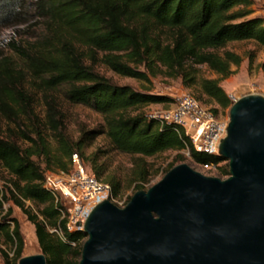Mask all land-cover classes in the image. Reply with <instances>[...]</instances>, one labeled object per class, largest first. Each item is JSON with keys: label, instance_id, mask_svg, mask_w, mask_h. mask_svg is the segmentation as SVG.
Here are the masks:
<instances>
[{"label": "trees", "instance_id": "16d2710c", "mask_svg": "<svg viewBox=\"0 0 264 264\" xmlns=\"http://www.w3.org/2000/svg\"><path fill=\"white\" fill-rule=\"evenodd\" d=\"M254 0H36L34 26L44 33L34 42L12 40L8 46L21 61L0 53V172L10 177L0 185V242L4 264H19L24 238L13 217L12 202L35 226L42 253L48 264H79L87 240L83 230L68 228L63 205L45 188L49 171L71 169L78 153L90 163L101 180L106 173L100 156L85 157L86 148L105 135L113 148L137 157L133 163L135 193L145 190L151 173L146 161L167 151H188L198 166H219L218 177H229V164L221 155L198 152L183 131L149 120L144 113L130 114L149 104L173 99L130 86L113 83L95 67L102 64L115 74L152 84V78L182 79L187 88L198 87L218 108L216 115L234 102L219 79L200 76L207 66L222 80L233 75L242 58L230 51L232 42L254 41L264 47V18L254 17ZM27 0H0V21L22 24L27 20ZM88 61L91 64H88ZM143 68V70L141 69ZM62 89V90H61ZM61 90L66 101L86 106L101 114V131H85L75 142L65 132L64 115L54 92ZM43 95L45 117L36 111L37 94ZM48 132L57 143L51 147ZM42 159L45 168L37 162ZM226 163L222 166V163ZM172 165L166 173H168ZM1 180V177H0ZM102 181V180H101ZM116 198L120 181L106 177ZM132 197L128 198L126 204ZM35 203L37 214L27 207ZM54 230V232L52 231Z\"/></svg>", "mask_w": 264, "mask_h": 264}, {"label": "water", "instance_id": "95a60500", "mask_svg": "<svg viewBox=\"0 0 264 264\" xmlns=\"http://www.w3.org/2000/svg\"><path fill=\"white\" fill-rule=\"evenodd\" d=\"M219 155L227 179L172 168L124 207L98 203L83 227L79 264H264V97L230 108ZM19 264H48L42 253Z\"/></svg>", "mask_w": 264, "mask_h": 264}, {"label": "rangeland", "instance_id": "374dc122", "mask_svg": "<svg viewBox=\"0 0 264 264\" xmlns=\"http://www.w3.org/2000/svg\"><path fill=\"white\" fill-rule=\"evenodd\" d=\"M27 1L28 4L30 3V6H28L27 10H25L28 17L24 23L8 24L0 21V53L13 57L19 64L21 61L9 48V42L15 40L26 44L30 42L32 43L44 33L43 27L40 25L34 26L35 23L40 22L35 18V8H33V3L36 0ZM252 9L254 10V14L250 18H264V0H254ZM225 51L235 53L242 58V63L239 67L232 66L233 75L228 79L222 80L219 75L211 71L207 66H201L199 68L200 76L207 79H219L220 85L231 97L233 102L234 100H238L249 95H260L264 97V47L254 41L232 42L228 44L225 49L221 50L220 53L223 54ZM88 64L90 65L91 62L88 61ZM95 69L97 72L101 73L119 86H130L140 92L162 95L173 100L177 96L191 94L206 108L210 110L218 108V106L209 101L206 96L200 95L198 87L187 88L184 86L183 81L180 78L172 79L162 75L152 78V84H147L132 78L119 76L101 63L96 65ZM141 69L143 70V68ZM61 90L55 91L54 94L57 97L60 108L63 112L65 132L70 140L77 142L80 139L83 130L101 131L104 125L102 115L86 106L69 103L65 100ZM36 97V111L43 120L45 117L43 95L39 93ZM171 105L172 102L164 104H149L141 107L139 110H131L130 114L135 115L139 112L146 115L161 113L168 110ZM217 116L222 120L227 129L230 119V109L225 111L220 109ZM48 138L52 149L56 150L57 143L53 139L50 132H48ZM96 153L100 156L99 165H103L106 169V173L101 180L104 181L106 177H112L113 179L121 182L122 191L112 202L118 207L124 208L127 205L126 202L128 198L135 194V185L132 183L131 175L133 163L137 157L115 150L105 135L97 137L86 148L85 157H89L90 155ZM36 160L42 168H45V164L42 159ZM84 161L86 162V160ZM146 161L151 166V173L145 184V190L150 189L152 186L160 182L172 165L175 167L185 163L190 165L193 169L212 177H218L217 175L219 172L212 173L210 171L207 172L203 170L201 166H198L192 161L188 151H167L156 157L148 158ZM227 163L229 164L228 161ZM86 164L90 167V163L86 162ZM221 165L225 166L226 163L224 162ZM51 172L52 171L47 172V175ZM0 177V185L3 187L5 181H9L10 177L5 171L0 172ZM227 178L228 177H223L222 179ZM105 199L107 198H104L103 200ZM26 205L32 213H38L39 208L35 203L27 202ZM8 207L13 208V217L19 221L21 226V233L24 238L23 257L42 254V249L40 248L36 237L35 226L28 221V218L23 211L12 202L6 205V208ZM52 231L54 232V230ZM1 239L0 245L2 249L9 250V246L4 244L2 236ZM0 264H4L3 257H0Z\"/></svg>", "mask_w": 264, "mask_h": 264}, {"label": "built area", "instance_id": "2783aa9c", "mask_svg": "<svg viewBox=\"0 0 264 264\" xmlns=\"http://www.w3.org/2000/svg\"><path fill=\"white\" fill-rule=\"evenodd\" d=\"M147 117L158 121L162 127L174 126L183 131L198 152L219 155L220 143L226 136V126L212 110L191 94L175 97L168 110ZM201 167L207 172L219 171V166L215 164H203ZM45 188L63 205L62 215L67 216L70 231L83 230L78 224L84 225L90 212L104 198L111 201L115 199L111 186L99 180L78 153L72 155L68 172L46 174Z\"/></svg>", "mask_w": 264, "mask_h": 264}]
</instances>
